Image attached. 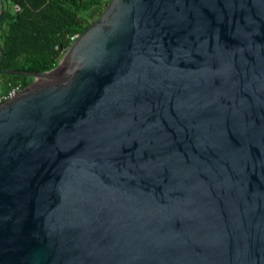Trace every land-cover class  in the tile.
I'll return each mask as SVG.
<instances>
[{
  "label": "water",
  "instance_id": "95a60500",
  "mask_svg": "<svg viewBox=\"0 0 264 264\" xmlns=\"http://www.w3.org/2000/svg\"><path fill=\"white\" fill-rule=\"evenodd\" d=\"M3 60L0 264H264V0H110Z\"/></svg>",
  "mask_w": 264,
  "mask_h": 264
},
{
  "label": "trees",
  "instance_id": "16d2710c",
  "mask_svg": "<svg viewBox=\"0 0 264 264\" xmlns=\"http://www.w3.org/2000/svg\"><path fill=\"white\" fill-rule=\"evenodd\" d=\"M110 0H4L1 70L48 72L101 15ZM17 6L18 11L14 7ZM32 78L0 73V95L25 89Z\"/></svg>",
  "mask_w": 264,
  "mask_h": 264
},
{
  "label": "built area",
  "instance_id": "2783aa9c",
  "mask_svg": "<svg viewBox=\"0 0 264 264\" xmlns=\"http://www.w3.org/2000/svg\"><path fill=\"white\" fill-rule=\"evenodd\" d=\"M14 9H15V11H18L17 6H15ZM76 40L77 39L75 37L70 38V41L72 43H74ZM20 91H22V90H20L18 87H14L10 91H8L6 94L0 95V105L2 103H4V102H6V101H8V100H10L12 98H14Z\"/></svg>",
  "mask_w": 264,
  "mask_h": 264
},
{
  "label": "crops",
  "instance_id": "0c3cea01",
  "mask_svg": "<svg viewBox=\"0 0 264 264\" xmlns=\"http://www.w3.org/2000/svg\"><path fill=\"white\" fill-rule=\"evenodd\" d=\"M2 3H3V6H4V0H0ZM15 8V7H14ZM0 10H1V5H0Z\"/></svg>",
  "mask_w": 264,
  "mask_h": 264
}]
</instances>
